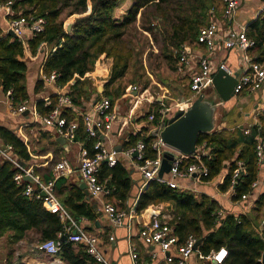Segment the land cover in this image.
<instances>
[{
  "label": "trees",
  "instance_id": "trees-1",
  "mask_svg": "<svg viewBox=\"0 0 264 264\" xmlns=\"http://www.w3.org/2000/svg\"><path fill=\"white\" fill-rule=\"evenodd\" d=\"M122 1L124 0H0L1 4L11 2L13 18L33 16L45 22L43 31L35 34L26 44L8 34L1 36L0 31V89L4 95L10 92L12 105L17 106L29 99L25 51L34 56L41 45L48 49L43 62V73L48 76L54 72L57 76L55 83L60 87L69 85L68 96L76 108H82L83 102L91 94L97 95L96 102L107 98L112 104L128 88L115 86L116 83L126 76L132 63L135 65L144 53L143 45L134 41V31L150 35L157 46L155 57L160 58L168 70L176 73L182 48L198 44L199 30L208 24L211 12L221 7V0H131L126 13L121 19H116L114 11ZM69 18H72V26L67 32L65 21ZM246 35L255 42L254 47L248 51L252 61L263 63L264 18H257L250 23ZM99 65L103 67V71L108 70L101 95L93 88V81L86 77ZM138 77L135 73L131 83H136ZM40 84L39 81L37 88ZM148 85L147 79L143 88ZM56 104L55 97L47 105L39 101L36 103V111L42 116L47 115ZM154 105L149 112L154 114L152 124L163 126L165 122H160V106L158 103ZM62 116L77 122L75 139L83 145L88 156H92L97 139L87 138L81 118L75 117L68 109L63 110ZM248 130L249 133L245 134V128H223L199 135L197 145L209 152L198 160L195 156L188 157L185 166L191 163L203 164L208 172L207 177L200 178L204 183L213 182L224 173L216 185L217 192L224 194L230 191L232 172L236 168V162L240 161L243 170L233 187L232 200L238 201L242 195H251V185L261 174L255 149L259 140L264 143V112L257 115L256 123L249 126ZM0 139L3 145L12 148L11 153L18 162L26 163L30 160L23 140L14 133L0 127ZM153 140L149 128L143 129L129 137L125 149L143 142L144 160H152L156 156L151 148ZM54 145L59 146L57 142ZM55 160L56 158L44 170V175L39 177L41 181L48 182L52 179ZM34 171L40 172L36 169ZM19 172L21 170L8 161L0 163V237L8 234L9 244L14 245L23 240L29 231H36L40 235V242L55 240L60 243V252L64 250V255H61L68 264H85L86 254L83 258L79 257L72 252L66 238L61 241L67 236L65 223L47 212L41 201L24 196L26 182L17 185L14 181L15 174ZM99 179L101 183H106L109 197L117 195L121 202L128 199L132 181L129 171L121 163L117 162L112 168L102 163ZM66 182L67 179L61 176L53 186L54 194L60 198L66 211L75 221L80 218L93 220L95 214L83 202V192L77 186H72L69 190ZM167 203H171L173 207L174 218L169 225L178 236L179 243L188 236H193L196 241H200L197 250L204 256L219 248H226L228 254L222 264H261L264 226L262 231H257L256 228H259L264 217L258 216L264 206V193L255 200V208L250 216L226 215L218 218L219 207L207 196L197 200L178 189L149 181L140 195L134 214L141 215L148 208L165 206Z\"/></svg>",
  "mask_w": 264,
  "mask_h": 264
},
{
  "label": "crops",
  "instance_id": "crops-1",
  "mask_svg": "<svg viewBox=\"0 0 264 264\" xmlns=\"http://www.w3.org/2000/svg\"><path fill=\"white\" fill-rule=\"evenodd\" d=\"M12 18L8 8L0 3L1 36L7 34L9 21ZM257 18H264V0H240V7L228 19L223 16L222 5L213 13L212 19L216 21L219 26L218 40L212 51H208L204 46L199 44L186 46L190 52V66L186 68L179 65L176 74L182 82L184 81L187 83L182 84L181 82V85H177V89L179 90L178 98H176V100H173V98L170 99L173 102V107L176 103H180L182 100H186L192 95L189 89L190 78L199 70L198 59L205 58L209 61L212 77L219 70L221 63H224L228 69L237 74H240L239 72H241L240 70H242V68L248 66L247 62L244 60V54L241 51L237 49H228L224 43L226 40L234 38L240 31L246 33L249 24ZM30 39L31 37H28L25 43ZM47 50L46 47H43L34 56H31L27 51H25L24 54V59L28 67L26 73V87L29 96L28 101L35 108L37 102L40 101L47 104L52 97L56 98L57 95L58 85L56 83L48 84L43 81L45 75L43 73V62ZM247 55L249 56V53ZM249 59L252 61L253 58L249 56ZM260 64L264 66V62ZM86 77L93 81V88L98 95H101L104 91V84L108 78V70L106 69L103 71V67L99 65ZM39 81L41 84L38 85L39 87L37 88V83ZM73 82L74 80L71 81V83ZM101 86H103V89L100 88ZM187 86L188 95L186 96L185 89ZM212 89L211 87L207 90L212 93ZM62 90L64 92H69V85L63 86ZM96 98L97 95L91 94V97L83 102L82 108L68 110L72 112L75 117L79 118L82 114L92 112V106ZM165 99L166 97L164 95L153 96L148 89L147 92L144 93V98L142 97V99H140L138 94L128 91L127 88L124 94L111 104V111L115 115V120L112 123L111 130L107 132L103 138L101 137V141L106 149H113L118 152L117 162L121 163L122 166L129 171V176L131 177L132 184L128 193L129 197L124 202H121L117 195L109 197V190H107V194L100 195L96 198H92L89 194L87 197L84 191L79 187L80 183L83 182L78 170L81 162L82 150L84 149L83 145L77 142L76 139L69 141L60 137L56 134L53 127L40 124L37 118L33 116L32 112H25L21 115L11 113L6 104L5 95L0 89V127L5 128L21 138L30 155V160L26 163H22L21 167L26 170H31L33 174H37L36 176L38 177H42L44 175V170L51 165L54 158H56V164L61 161L65 163L68 171L62 176L67 179L66 186L69 190L72 186H77L84 194L83 202H85L95 214L93 220L80 218L75 221L67 212L70 221L64 222L66 225L65 229L69 228L71 233H74L76 229H81L91 234L98 235L104 257L109 264H177L178 256L174 250L169 252L173 261L167 262L165 260V255L159 251L157 246L145 245L139 238L138 231L145 224L143 219V213L145 211L141 215H135L134 212L133 214H129L128 209L133 207L136 202V199H132L130 196L132 190L135 189L138 193L144 191V187H142L143 179L131 160L125 158L121 154L122 151L125 150L126 142L130 136H135L143 129L150 128V124L146 122V112L149 113L155 106V103H158L160 107L169 108L166 106L167 103ZM262 101L263 96L261 90H245L239 95H234L228 102L220 106V110L216 117V129H233L240 127L247 130L249 126L256 123L257 115L261 113ZM169 109L170 111L167 119L176 111L175 107L173 109L170 107ZM60 138L64 141L63 143L59 141ZM55 142L58 143V147L54 145ZM0 147H5L1 139ZM202 147L203 146H197L195 155L201 156L208 154L209 151ZM60 149L61 151H59ZM54 151H57V153L55 154ZM9 156L14 157L11 152ZM3 161L7 160L0 156V163ZM35 169L40 172L35 173ZM260 172L259 179L262 180L264 179V167L261 168ZM223 175L224 173L210 183L202 182L200 180L201 177L198 176L178 180V190L192 195L197 200H200L202 196H207L214 200L219 207L217 213L218 218H223L226 215L250 216L253 214L255 200L259 195L264 193V184L257 187L246 200L234 201L232 200L233 193L230 191L220 194L216 190V185L221 181ZM103 184L106 185V183ZM57 199L59 200L60 198L57 197ZM106 203L113 205L118 211L126 214V226L114 227L110 224L108 217L103 213V205ZM148 209L158 213L159 215L156 217L164 219L167 222H170L174 218L171 203H167L165 206L160 205L156 208L151 207ZM263 226L260 225L256 230L262 231ZM67 232L65 231L66 234ZM173 234L178 238L174 230ZM109 238L113 239L110 240ZM9 240L8 234L0 237V264H68L62 256L64 255V250L56 256H48L36 250L37 245L40 243V235L36 231H29L24 239L17 244L10 245ZM70 249L81 258L86 254L84 248L78 244L70 243ZM133 254L136 255L135 260L131 258ZM262 255L260 262L264 264L262 262ZM85 256V264H99L87 254ZM189 264H211V262L206 260L205 256L198 250H195L190 257Z\"/></svg>",
  "mask_w": 264,
  "mask_h": 264
},
{
  "label": "built area",
  "instance_id": "built-area-1",
  "mask_svg": "<svg viewBox=\"0 0 264 264\" xmlns=\"http://www.w3.org/2000/svg\"><path fill=\"white\" fill-rule=\"evenodd\" d=\"M11 2L4 4L9 10V14L12 15L10 10ZM223 16L228 19L230 18L240 7V0H221ZM213 13L209 18V22L206 26L199 30L197 36V43L204 46L208 51L214 49L215 43L218 40L219 26L212 19ZM13 16V15H12ZM44 20L33 16H18L12 18L9 21L8 30H11L15 34L16 38L25 43L28 37L33 38L35 34L43 31ZM27 43V42H26ZM25 43V44H26ZM228 49H237L244 54V60L248 66L242 68L237 77V82L234 87V95H239L245 90L255 91L261 90L263 101L261 103V113L264 112V66L262 64L253 62L249 59L248 51L252 49L255 42L249 39L244 31L238 32V34L232 38L226 40L224 43ZM43 48V45H41ZM191 57L189 49L184 46L180 52L178 67L184 66L188 68L190 66ZM198 72L194 73L190 78V91L192 95L183 100L180 103L175 104L176 110H184L191 103V101L197 97L203 91L212 87V73L210 63L205 58L198 59ZM219 69L223 70L226 74L233 76L234 71L228 69L224 63H221ZM56 74L53 72L50 75H44L43 81L48 84H55ZM71 83V82H70ZM68 85V84H67ZM66 85V86H67ZM63 87L57 86V104L47 115H40L36 108L29 103L24 101L17 106H13L9 98L10 92L5 94L6 104L9 111L13 114L21 115L25 112H32L33 116L37 118L38 122L44 126L53 127L56 134L67 140L75 139V131L78 124L74 120H67L66 117L62 116L64 109H77L68 96V92H64ZM133 93L139 95V98H144V93L147 89L138 91L135 87L131 90ZM1 103V102H0ZM48 104V103H47ZM46 104V105H47ZM170 109L160 107L159 113L161 115L160 122L163 124L167 120ZM84 132L89 139H97L93 146L94 153L92 156H88L85 149L82 150L81 162L79 166V174L82 181L86 185L88 194L92 198L99 197L100 195L107 194L106 185L100 182V166L105 163L108 168H112L117 163L118 152L115 150H108L104 147L101 137L105 136L107 132L111 130L115 115L111 111V103L107 98H101L100 101H95L92 106V112L82 114L80 116ZM154 120L153 113L146 112V122L150 124L149 133L154 137L151 143V148L155 152L156 156L152 160H144L145 145L143 142H138L135 146L129 147L122 151V155L131 160L137 170L140 172L144 187L149 181H156L160 184H164L171 189H179L178 180L188 179L192 177H207V169L201 163H191L185 166V160L188 158L178 153L174 149L166 146L161 138L160 132L164 128V125L154 126L152 124ZM245 134L249 133V130L244 131ZM203 148V147H202ZM204 149V148H203ZM12 148L10 146L0 147V156L12 163L15 167L21 170V173H16L14 181L17 185H22L26 182L23 194L26 197H32L36 200L41 201L42 207L49 213L56 215L61 222L70 221V217L57 199L53 192V186L55 181L60 178L63 174L68 171L67 166L63 161L57 163L52 169V179L48 182H43L40 178L33 174L31 170L23 169L17 160L9 156ZM256 157L258 162V168L261 170L264 167V143L260 140L256 144ZM170 153L173 156L170 162V170L162 178H159L158 173L161 167L163 155ZM197 160L200 157L194 155ZM205 156V155H201ZM243 170L242 162H236V168L232 172L230 181V192L233 193V187L236 183V179L239 177ZM25 177L31 178L33 184L25 181ZM263 180L258 179L251 185V189L254 191L257 187L261 186ZM248 194L242 195L240 200H246ZM103 213L108 217L109 222L114 227L123 226V222L126 218V214L118 211L113 205L106 203L103 205ZM133 214V211L129 210V214ZM264 225V219L260 223ZM67 236L66 240L70 243L81 245L86 254L99 264H109L107 259L104 257L101 241L98 235L91 234L81 229H76L74 233L70 232L69 228H66ZM138 236L145 245H155L159 248V251L165 255L167 262H172L173 258L170 255V251L174 250L178 256L177 264H189L191 255L194 253V246L196 239L193 236H188L182 243H179L178 238L173 234L172 227L164 219L159 217H152L149 224H144L138 231ZM112 240L113 238H109ZM60 243L55 240H46L40 242L36 250L48 256H56L60 252ZM227 249L222 247L217 251H212L209 255L205 256V259L210 261L211 264H222L227 257ZM132 260L136 259V255H132Z\"/></svg>",
  "mask_w": 264,
  "mask_h": 264
},
{
  "label": "water",
  "instance_id": "water-1",
  "mask_svg": "<svg viewBox=\"0 0 264 264\" xmlns=\"http://www.w3.org/2000/svg\"><path fill=\"white\" fill-rule=\"evenodd\" d=\"M71 26L72 24H67L65 26L67 32L71 30ZM7 34L12 38H16L15 34H13L11 30H8ZM237 77V73L230 76L223 70L219 69L212 77L213 92L210 93L209 96L204 93L199 94L191 101L186 109L176 110L173 115L165 121L164 128L160 132L162 142L183 156H194L197 151L198 136L201 134H209L216 129V117L220 110V106L234 97L233 90L237 82ZM100 88L103 89V86ZM59 141L62 143L64 142L61 138ZM172 159L173 156L170 153H165L163 155L161 167L158 173L159 178H162L169 172L170 162ZM19 165L22 166V163L19 162ZM24 179L25 181L33 184L31 178L25 177ZM79 187L88 197L85 183L81 182ZM146 187L147 184L144 186V189ZM106 189L107 188H105V190ZM140 195L141 193H138L137 190H132L130 196L132 199H136V202L133 207L128 209V211H135V206L140 198ZM158 215L159 214L155 211L147 209L143 213V219L146 224H149L151 218ZM126 224V220H124L123 226H126ZM64 239L65 238L63 237L61 241ZM199 243L200 241H196L194 250H197ZM262 262L264 263V253L262 255Z\"/></svg>",
  "mask_w": 264,
  "mask_h": 264
},
{
  "label": "rangeland",
  "instance_id": "rangeland-1",
  "mask_svg": "<svg viewBox=\"0 0 264 264\" xmlns=\"http://www.w3.org/2000/svg\"><path fill=\"white\" fill-rule=\"evenodd\" d=\"M131 3V0L119 2L114 11L115 18L121 19ZM72 18L65 21V26L71 23ZM132 36L134 41L143 45L144 53L140 56L139 60L136 61L135 65L132 63V67L129 69L126 76L116 83L115 86H126L129 90L135 87L138 91L148 89L153 96L164 95L166 97V106L173 109V102L170 99L173 98V100H176V98H178L179 90L177 89V85H181L182 81L175 72H171L167 69L160 58L155 57V54L158 52L157 46L151 40L150 35L134 31ZM138 61H141L142 63L140 64ZM135 73L139 75L137 78L138 81L136 83H131V79ZM147 79L149 80V85L147 88H143V83ZM186 83L187 82L184 81L182 82V84ZM187 88L188 86L185 89L186 92L184 91L186 96L188 95ZM203 93L207 96L210 95L209 90H205ZM258 216H264V207L259 211Z\"/></svg>",
  "mask_w": 264,
  "mask_h": 264
}]
</instances>
